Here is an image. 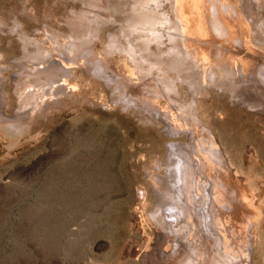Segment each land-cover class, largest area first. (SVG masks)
I'll list each match as a JSON object with an SVG mask.
<instances>
[{"label":"rangeland","instance_id":"obj_1","mask_svg":"<svg viewBox=\"0 0 264 264\" xmlns=\"http://www.w3.org/2000/svg\"><path fill=\"white\" fill-rule=\"evenodd\" d=\"M91 1L0 0V111L22 120L20 130L0 124V264H264V0H201L202 16L194 0ZM133 15L161 22L135 29ZM217 17L227 36L213 29ZM201 20L211 36L196 34ZM73 35L88 42L64 59L61 86L44 89V75L32 86L25 60L35 42L51 49ZM135 39L165 58L185 52V40L198 74L159 73L141 51L123 50ZM197 48L216 61L207 80ZM180 165L186 204L176 194Z\"/></svg>","mask_w":264,"mask_h":264},{"label":"bare ground","instance_id":"obj_2","mask_svg":"<svg viewBox=\"0 0 264 264\" xmlns=\"http://www.w3.org/2000/svg\"><path fill=\"white\" fill-rule=\"evenodd\" d=\"M114 1V0H113ZM154 1V0H153ZM175 1V3H176V6H178V1L179 0H174ZM182 1V0H181ZM186 1V0H185ZM257 0H255V2H256ZM260 1V0H259ZM258 1V2H259ZM88 2H89V0H88ZM92 3H95V2H97L96 0L93 2V1H91ZM201 0H194V3H195V8L197 9V12H198V14L200 15V16H202V12L203 11H206V10H203V11H201ZM180 3V2H179ZM183 3V2H182ZM207 3H208V1H207ZM98 4V3H97ZM209 4V3H208ZM207 4V5H208ZM256 4V6L258 5L257 3H255ZM92 5V4H91ZM116 5V4H115ZM182 5V4H181ZM205 5H206V3H205ZM215 6H216V4H214ZM260 5V4H259ZM258 5V6H259ZM264 5V4H263ZM214 6V7H215ZM257 6V7H258ZM261 6V5H260ZM207 7V6H206ZM210 7H212V6H210ZM209 7V8H210ZM214 7H212V8H214ZM229 7V6H228ZM255 7V6H254ZM256 7V8H257ZM261 7H263V6H261ZM260 7V8H261ZM178 8V7H177ZM180 8V7H179ZM182 8V7H181ZM215 9V8H214ZM217 9V8H216ZM215 9V11H216V13H217V10ZM227 9V8H226ZM226 9H225V11H226ZM263 9H264V7H263ZM228 10V9H227ZM261 10V9H260ZM112 11H114V10H112ZM230 11L232 12V9H230ZM182 12V11H181ZM218 12H220V11H218ZM234 12V11H233ZM114 13V12H113ZM186 14V13H185ZM209 14V13H208ZM207 14V15H208ZM213 14H214V11H213ZM229 14V13H228ZM232 14V13H231ZM135 15H133V18L132 19H128V21H129V23H131V24H133V26L135 25H137V26H140V25H144L145 27L144 28H149L150 30H153V29H155V26H157V24H159L160 22H161V20L159 19L160 17L159 16H161V15H157L156 17H148V16H146V17H144V16H137L136 15V17H134ZM163 16V15H162ZM206 16V15H205ZM214 17H216L215 16V14H214ZM90 18H93V16L92 17H90ZM164 18V17H163ZM197 18V17H196ZM206 18H208V17H206ZM211 18V17H210ZM161 19H162V17H161ZM202 19V18H201ZM213 19V18H212ZM215 20V22H212L211 24L213 25V29L217 32V33H219L220 35H228V33L229 32H231V31H228V33H227V29H226V27L227 26H225V24H223V22H221V21H218L219 19H218V17L217 18H214ZM216 19H218V20H216ZM259 19V18H258ZM257 19V20H258ZM83 20V19H82ZM210 20V19H209ZM252 20V19H251ZM251 20H250V23L252 24V22H251ZM253 20H254V18H253ZM263 20V19H262ZM261 20V21H262ZM87 20L85 19V22H86ZM202 21L203 20H201L199 23H198V28L196 29L197 30V33L196 34H198L199 36H207V35H210L209 33L211 32V30L210 29H208V27L205 25V24H203L202 23ZM259 21H260V19H259ZM83 22H84V20H83ZM91 22V25H93V23L95 22V20H94V22H92V20L90 21ZM255 22V21H254ZM257 22V21H256ZM129 23H128V25H129ZM195 23V22H194ZM214 23V24H213ZM80 24H82L81 22L80 23H78V25H80ZM130 24V25H131ZM182 24V23H181ZM196 24V23H195ZM78 25L76 24V26L77 27H75V29H78ZM88 25H90L89 24V21H88ZM211 25V26H212ZM253 25V24H252ZM264 22L262 21V23H260L259 24V27H257V28H259V30L261 31V33L263 32L264 33ZM80 26H82V25H80ZM83 26H84V23H83ZM132 26V25H131ZM134 26V27H135ZM136 26V27H137ZM176 26V25H175ZM179 26V25H178ZM249 26V25H248ZM248 26H247V28H248ZM91 27V26H90ZM136 27H135V29H136ZM141 27H143V26H141ZM182 29H183V31H184V34L186 35V39L185 40H187L188 39V36H187V32H186V30H185V27H184V25L182 24ZM254 27V26H253ZM86 28V27H85ZM93 28V27H92ZM126 28H128L129 29V26H127ZM139 28V27H138ZM173 28V27H172ZM179 28V27H178ZM177 27H176V29H178ZM88 29H89V27H88ZM91 29V28H90ZM132 29V28H131ZM180 29V28H179ZM189 29V28H188ZM191 29H192V27H191ZM195 29V28H194ZM254 29V28H253ZM258 30V29H257ZM124 31V30H123ZM132 31V30H131ZM130 31V32H131ZM134 31V30H133ZM173 31V30H172ZM181 31V30H180ZM192 31V30H191ZM210 31V32H209ZM130 33L129 32V30L128 31H126V33ZM253 32V31H252ZM69 33H71V32H69ZM122 33H124V32H122ZM136 33V32H135ZM248 33V32H247ZM253 33H255V32H253ZM260 33V32H259ZM74 34H76V32H74ZM189 34V33H188ZM213 34V33H212ZM77 35V34H76ZM84 35V34H83ZM128 35V34H127ZM126 35V37H128V36H130V35H128L127 36ZM132 35H133V33H132ZM135 35V34H134ZM133 35V36H134ZM137 35V34H136ZM226 35V36H227ZM260 35V34H259ZM262 35V34H261ZM69 36V35H68ZM70 36H72V35H70ZM85 36V35H84ZM140 36V35H139ZM211 36V35H210ZM213 36H214V34H213ZM249 36V35H248ZM253 36H254V34H253ZM256 36V35H255ZM109 37V36H108ZM111 37V36H110ZM113 37V36H112ZM258 37V36H257ZM264 37V36H263ZM86 38H87V36H86ZM132 38V37H131ZM137 38V37H136ZM200 37H198V39H199ZM212 39L214 38V37H211ZM216 39H217V37H215ZM222 38V37H221ZM226 38V37H225ZM225 38H223V40L225 39ZM231 38V37H230ZM252 38V37H251ZM88 39V38H87ZM129 39V38H128ZM134 39V38H133ZM132 39V40H133ZM219 39V38H218ZM253 39V38H252ZM255 39V38H254ZM30 40V39H29ZM29 40H25L26 41V43H32L31 42V40L29 41ZM123 40H125V39H123ZM131 40V39H130ZM147 40V39H146ZM146 40H141V41H144V42H138V43H135V42H137L136 41V39H135V41H134V43L135 44H131V46L130 47H126V45H123V50H126V52H128L129 53V55H132V53H134V52H137V51H141L140 52V58L143 60V59H145L147 62H148V66L149 67H151L150 65H154L156 68L158 67L159 68V70H158V72L160 73V69L162 70V69H170V70H173V72H174V70H177L178 72L179 71H181V70H183L184 71V69L186 70V71H188L189 70V68H191V66H193V69H195L196 70V68L197 67H199L198 65L199 64H196L197 62H199V61H197L196 62V57L194 58V59H192V56L191 55H193V54H191V52L188 50V48H187V46H188V44H187V42H185V40H184V47H185V52H183V53H181V54H179V55H177V56H167V58H165V57H162L163 55L162 54H158V53H155V52H152V51H149L148 50V44L145 42ZM202 40V39H201ZM211 40V39H210ZM226 40V39H225ZM232 40V39H231ZM108 41V40H107ZM129 41V40H128ZM182 41V40H181ZM220 41H221V39H220ZM219 41V42H220ZM261 41V40H260ZM68 43L67 44H65V45H61L60 43L58 44L57 42L55 43V46H53V47H51V49H45V48H43L41 45H39V44H37L36 42H35V44L37 45L36 47H34V49L32 50V52H30V53H27V56H28V58L25 60L26 62H27V67L30 69L29 71H27V79L28 80H30V82H31V85L33 86V85H35V83L37 82V79L38 78H40V76L41 75H44L45 76V83H47L46 85H45V87H44V89H47V87H49L48 88V91H53V89L56 87V86H61L57 81V79H56V77L58 76V75H61V74H64L65 75V73H66V71H67V69H68V67L67 66H65V60L64 59H67L68 61L69 60H72V59H74L76 56H79L80 55V52L82 51V46H84L88 41L87 40H85V37H83L82 35L81 36H74L73 35V37H72V39H68V41H67ZM113 42V41H112ZM126 41H124V43H125ZM131 42V41H130ZM133 42V41H132ZM147 42H149V41H147ZM200 42H202V41H200ZM215 42V41H214ZM222 42V41H221ZM263 42V41H262ZM261 42V43H262ZM108 43V42H107ZM182 43H183V41H182ZM193 43V42H192ZM191 43V44H192ZM210 43H212V42H210ZM232 43V42H231ZM256 43V42H255ZM109 44V43H108ZM127 44V43H126ZM129 44V43H128ZM150 44V43H149ZM206 44V43H205ZM207 44H209V43H207ZM213 44V43H212ZM215 45H216V43H214ZM225 44V43H224ZM239 44V43H238ZM241 44H242V42H241ZM260 44V43H259ZM88 45V44H87ZM112 45V44H111ZM111 45H109V47H111ZM115 45V44H114ZM117 45H118V43H117ZM130 45V44H129ZM194 45V44H193ZM196 45V44H195ZM195 45L193 46L194 48H195ZM199 45V44H198ZM201 45V44H200ZM218 45V44H217ZM221 46H223V44L221 43L220 44ZM258 45V44H257ZM86 46V45H85ZM150 46V45H149ZM191 46V45H190ZM189 46V47H190ZM203 46H204V44H203ZM206 46V45H205ZM204 46V47H205ZM214 46V45H213ZM235 46V45H234ZM113 47V46H112ZM111 47V49L113 50L114 48H112ZM116 47V46H115ZM198 47V46H197ZM201 46H199V48H200ZM207 47V46H206ZM205 47V48H206ZM218 47V46H217ZM217 47H215V48H217ZM117 48V47H116ZM122 48V47H121ZM203 48V47H202ZM215 48H214V50H215ZM220 48V52H221V49L223 48V47H219ZM89 49H90V46L87 48V52L89 53ZM118 49V51H121V49L120 48H117ZM190 49H192V48H190ZM231 49V48H230ZM91 50V49H90ZM110 50V49H109ZM152 50V49H151ZM157 50V49H156ZM197 51H196V53L198 54V55H201V57H199V58H201V62L203 63V78L204 79H206L205 78V76H206V73H207V71H209V70H211L212 71V63L213 62H216V61H214L213 59H212V61L210 60L211 58H209L210 56H208V55H210V54H207V53H209V51L207 52V53H205L206 52V49H204L205 50V52L203 51V52H199L198 51V48L196 49ZM207 50H209V48L207 49ZM213 50V51H214ZM193 51H194V49H193ZM236 51V50H235ZM85 52V50H83V53ZM92 52V51H91ZM195 52V51H194ZM219 52V53H220ZM87 53V54H88ZM138 53V52H137ZM219 53H218V55H219ZM222 53V52H221ZM139 54V53H138ZM164 54V53H163ZM196 54V55H197ZM213 54V53H212ZM216 54V53H215ZM84 55V54H83ZM86 55V54H85ZM90 55H91V53H90ZM162 55V56H161ZM195 55V56H196ZM197 55V56H198ZM217 55V54H216ZM93 56V55H92ZM138 56V55H137ZM221 56V55H220ZM220 56H218V57H220ZM54 57H57L58 59H56V58H54ZM90 57V56H89ZM133 57V56H132ZM130 57L131 59H134V62H136L135 60H136V58H138V57ZM193 57H194V55H193ZM223 57V56H222ZM233 57V56H232ZM236 57H238V56H236ZM63 58V59H62ZM80 58V57H79ZM87 57H85V59H86ZM214 58V57H213ZM216 58V57H215ZM76 59V58H75ZM88 59V58H87ZM94 59V58H93ZM92 60V59H91ZM141 60V61H142ZM220 60V59H219ZM89 61V60H88ZM139 62H140V59L138 60ZM91 62V61H90ZM138 62V63H139ZM145 62V61H144ZM212 62V63H211ZM89 63V62H88ZM130 63H132V60L130 61ZM200 63V62H199ZM232 63V62H231ZM230 63V64H231ZM90 64V63H89ZM144 64V63H143ZM146 64V63H145ZM92 65V64H91ZM135 65V64H134ZM139 66H141L142 65V63H141V65H140V63L138 64ZM202 65V64H201ZM214 65V64H213ZM145 66V65H144ZM144 66H142L143 68H144ZM100 67H102L101 65H100ZM133 67V66H132ZM212 67V68H211ZM134 69H135V67H133ZM141 68V67H140ZM142 69V68H141ZM192 69V70H193ZM235 69V68H234ZM147 70H148V68H147ZM150 70H151V68H150ZM152 70H153V68H152ZM207 70V71H206ZM100 71H102V73H103V77H106V78H111V77H109L108 75H109V72H108V75H107V71H105V69L104 68H100ZM186 71H184V72H186ZM216 71V70H215ZM151 72V71H150ZM165 72H168V71H165ZM182 72V71H181ZM183 72V73H184ZM195 72V71H194ZM196 72H197V74H198V70H196ZM157 73V72H156ZM162 73H163V71H162ZM170 73H172L171 71H170ZM213 73V72H212ZM216 73V72H215ZM218 73V72H217ZM217 73H216V75H217ZM158 74V73H157ZM167 74V73H166ZM173 74V73H172ZM179 74H180V72H179ZM187 74V73H186ZM195 74V73H194ZM209 74V73H208ZM214 74V73H213ZM154 75H156V74H154ZM159 75H162V74H159ZM158 75V79H160V81H159V84H160V89H163L162 91H163V93H164V90H166V91H170L171 89H170V80H169V77H168V75L166 76V77H168L167 79H165V77H163L162 76V78H159V77H161V76H159ZM165 75V74H164ZM188 76H189V73L187 74ZM193 75V74H192ZM194 76V75H193ZM215 76V75H214ZM219 76V75H218ZM60 77V76H59ZM58 77V78H59ZM156 77V76H155ZM216 77V76H215ZM175 78V77H174ZM194 78V77H193ZM193 78H192V80H193ZM217 78V77H216ZM215 78V79H216ZM41 79V78H40ZM46 79H47V81H46ZM189 79V78H188ZM209 79V78H208ZM219 79V78H218ZM207 80V79H206ZM220 80V79H219ZM157 81V82H158ZM190 81H191V79H190ZM50 84H49V83ZM190 83V82H189ZM158 84V85H159ZM37 85V84H36ZM157 87V86H156ZM159 87V86H158ZM172 88V87H171ZM56 89V88H55ZM157 90H158V88H157ZM42 91V90H41ZM160 91V90H159ZM161 91V92H162ZM155 92V91H154ZM161 92H159V93H161ZM171 92V91H170ZM157 93V92H156ZM171 94H174V92H172ZM31 95L33 96V98L35 99V97H36V93H31ZM168 96H169V93H168ZM172 96V95H171ZM173 98H174V96H173ZM28 104V103H27ZM189 106V105H188ZM180 107V106H179ZM190 107V106H189ZM192 107V106H191ZM0 124H3L4 126H6V127H8L9 129H13V130H20L21 129V127H22V120L19 118V117H15V119H8V118H4L2 115H1V111H0ZM172 147V146H171ZM213 151V150H212ZM215 152H217L216 150H214ZM190 153H192V152H190ZM180 155V154H179ZM186 157V156H185ZM185 160L187 161V163H186V161H185V163L188 165V167H189V170H191L190 169V167H192V170H191V172L194 170V167H197L198 168V165H199V163H198V165L195 163L196 161V159L194 158V156H189L188 158H185ZM198 162V161H197ZM187 165H185V166H183V165H180L178 168H177V170H178V172H179V184H178V186H177V190L179 191V193H176V194H178V197H179V200L181 201V202H183L184 204H186V199H185V197H186V195H185V193H184V190L186 189V186H184V184L185 183H187L189 180L187 179V176H188V174L187 175H185L186 174V172L187 171H189L188 170V168H187ZM203 166H204V164H202ZM196 168V169H197ZM204 169V168H203ZM188 173V172H187ZM189 178H190V176H189ZM213 183V182H212ZM189 184V183H188ZM215 185V184H214ZM218 185V184H217ZM222 185V184H221ZM189 187V185L187 186V188ZM223 188V187H222ZM163 191V190H162ZM215 191V190H214ZM217 191V190H216ZM167 192V191H166ZM177 192V191H176ZM186 192V191H185ZM211 192V191H210ZM219 192V191H218ZM216 193V192H215ZM210 194V193H209ZM212 194V193H211ZM169 195L171 196V193H170V191L168 190V196L167 197H165V198H167V199H165L164 201L163 200H161L163 203L162 204H164V203H166V201L168 200V198H170L169 197ZM209 196V195H208ZM211 196V195H210ZM209 196V197H210ZM164 197V196H163ZM218 197H220V196H218ZM171 199V198H170ZM209 199V198H208ZM172 200V199H171ZM215 200V199H214ZM223 201V200H222ZM188 202V201H187ZM211 202H213V201H211ZM210 202V203H211ZM171 203V202H170ZM210 203H208V206H207V211H206V214H204L203 212H204V210H203V212H201V213H203L204 214V216L206 217V216H208V218H209V220L211 221V222H213V209H212V204L214 203H212L211 205H210ZM172 204V203H171ZM183 204V205H184ZM188 204V203H187ZM241 204V203H240ZM239 205V204H238ZM242 205V204H241ZM240 205V206H241ZM183 207V206H182ZM174 208V207H173ZM184 208V207H183ZM186 208H188L187 206H186ZM169 209V208H168ZM189 209V208H188ZM200 209V208H199ZM204 209H206V208H204ZM180 210H182V209H180ZM184 210V209H183ZM201 211H202V209H200ZM187 211V210H186ZM200 212V211H199ZM188 213V212H187ZM193 213H195L193 210H192V215H193ZM190 214V213H189ZM182 215V214H181ZM203 216V217H204ZM183 218V217H182ZM179 219H180V217H179ZM181 220V219H180ZM179 221V220H178ZM167 222V221H166ZM215 227V226H214ZM212 228L211 229V231H212V233H210L208 230H207V233H209L208 235H207V238H209L208 240H210V242H213V243H215V236L216 237H218V238H220L219 237V233H218V231H217V229L216 228ZM162 228V227H161ZM172 232V231H171ZM174 232V231H173ZM172 232V233H173ZM171 234V233H170ZM211 234V235H210ZM183 235V234H182ZM180 239V238H179ZM222 241V240H221ZM197 242V241H196ZM203 243V242H202ZM222 243V242H221ZM176 244H178V243H176ZM212 244V243H211ZM179 245V244H178ZM189 245V244H188ZM193 245V244H192ZM204 245H205V243H204ZM213 245V244H212ZM216 245V244H215ZM217 246V245H216ZM195 247V246H194ZM217 248V247H216ZM179 249H181L180 251H179V253L181 252H185L186 250H187V247L186 248H179ZM196 249V248H195ZM194 249V250H195ZM211 249H213V252H214V248H211ZM193 250V249H192ZM189 251V250H188ZM217 251H219V250H217ZM216 251V252H217ZM216 252H214V253H216ZM178 253V252H177ZM188 253V252H187ZM220 253V255L222 254L223 255V253H221V252H219ZM200 254V253H199ZM198 254V255H199ZM196 255V254H195ZM194 255V256H195ZM215 255V254H214ZM187 256V255H186ZM192 256V255H191ZM212 256V255H211ZM216 256V255H215ZM183 257V256H182ZM207 257H209V258H212V257H210V256H207ZM217 257H219V254H218V256ZM223 258H221V257H219L220 259H223L222 261L225 263V264H231L232 263V261L228 258V257H225V256H222ZM185 258V257H184ZM188 258V257H187ZM190 258V257H189ZM192 258V257H191ZM190 258V259H191ZM178 259V258H177ZM181 260H183L184 261V259H181ZM213 260H215V259H213ZM217 260H218V258H217ZM217 260H216V262H217ZM188 261H190V262H192L193 260L191 259V260H188ZM199 261H201V259L199 260ZM210 261H211V259H210ZM220 261V260H219ZM181 262V261H180ZM179 262V263H180ZM177 263V262H176ZM185 263H186V261H185ZM189 263V262H188ZM187 263V264H188ZM194 263V262H193ZM192 263V264H193ZM198 263H200V262H198ZM198 263H196V264H198ZM207 263H208V259H207ZM206 263V264H207ZM212 263V262H211ZM214 263V262H213ZM183 264V263H182ZM209 264V263H208ZM215 264H217V263H215Z\"/></svg>","mask_w":264,"mask_h":264}]
</instances>
